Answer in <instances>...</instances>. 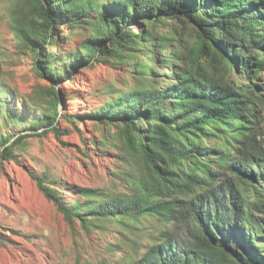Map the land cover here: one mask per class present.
Instances as JSON below:
<instances>
[{
	"label": "trees",
	"instance_id": "trees-1",
	"mask_svg": "<svg viewBox=\"0 0 264 264\" xmlns=\"http://www.w3.org/2000/svg\"><path fill=\"white\" fill-rule=\"evenodd\" d=\"M11 15L17 38L52 82L57 71L38 40L55 41L56 24L76 27L84 17L92 25L83 55L66 67L70 74L100 55L144 48L153 42L150 29L166 19L192 23L197 40L186 54L171 53L186 63L170 84L129 91L94 114L119 124L123 149L143 164L150 179H137L139 191L67 205L35 178L71 222L112 216L140 224V214L189 222L185 236L161 230L128 264H264V0H17ZM142 24L148 34L135 31ZM61 99L55 90L30 129L62 133L58 118H74L61 112ZM10 140L2 138L1 156L12 155Z\"/></svg>",
	"mask_w": 264,
	"mask_h": 264
},
{
	"label": "rangeland",
	"instance_id": "rangeland-1",
	"mask_svg": "<svg viewBox=\"0 0 264 264\" xmlns=\"http://www.w3.org/2000/svg\"><path fill=\"white\" fill-rule=\"evenodd\" d=\"M16 1L0 0V153L5 136L11 137L13 151L10 157L0 155V264H128L163 229L185 236L190 224L181 218L169 224L142 214L137 215L140 224L112 216L71 222L45 195L35 176L67 205L91 206L106 197L139 191L137 179L143 175L150 179L143 164L123 149L119 124L103 123L94 114L129 91L170 84L186 63L170 55L186 54L197 40L193 24L166 19L149 28L153 42L144 48L128 46L115 57L100 55L70 74L66 67L83 55L84 44L93 36L92 25L84 17L76 27L56 24L55 41L38 40L57 71L52 82L42 76L34 50L12 28ZM134 28L148 34L146 24ZM55 90L62 96L61 112L73 116V121L59 117L60 134L50 126L31 130Z\"/></svg>",
	"mask_w": 264,
	"mask_h": 264
}]
</instances>
